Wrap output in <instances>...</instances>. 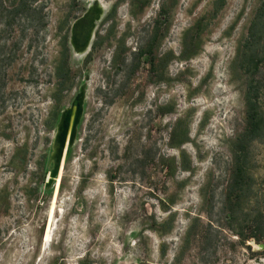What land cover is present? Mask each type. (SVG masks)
<instances>
[{
	"label": "rangeland",
	"instance_id": "1",
	"mask_svg": "<svg viewBox=\"0 0 264 264\" xmlns=\"http://www.w3.org/2000/svg\"><path fill=\"white\" fill-rule=\"evenodd\" d=\"M215 2L0 0V264H264V0Z\"/></svg>",
	"mask_w": 264,
	"mask_h": 264
},
{
	"label": "trees",
	"instance_id": "2",
	"mask_svg": "<svg viewBox=\"0 0 264 264\" xmlns=\"http://www.w3.org/2000/svg\"><path fill=\"white\" fill-rule=\"evenodd\" d=\"M217 3L219 5H217ZM223 3L224 0H216L214 4L215 6L213 10V15H216L218 9H220ZM18 7L15 6L13 10L15 11ZM255 31L257 33H261L263 31V26L259 24L255 27V24H253L249 29V36H253ZM199 33L200 30L197 31V35H199ZM141 54L142 51L140 50L139 55ZM243 61L244 63H246L247 71L254 72L257 69L259 63L261 62V57L259 56L258 48H245L243 54ZM62 83L64 82H60V84ZM244 105L247 127L240 134L236 143L234 144V157L236 158V164H238L236 169V176L238 177V179L242 177L241 173H243V169L241 165H239V163L237 162H241V160H243L246 148L252 141L261 140L264 137V107L259 101L258 87L251 83L246 86L244 91ZM238 183L239 182H236L234 187L230 188V192L231 189L235 190ZM251 222L252 232L249 235H244L242 232L236 233L241 240L252 238L255 242L259 243L264 240V223L261 212L256 211Z\"/></svg>",
	"mask_w": 264,
	"mask_h": 264
},
{
	"label": "water",
	"instance_id": "3",
	"mask_svg": "<svg viewBox=\"0 0 264 264\" xmlns=\"http://www.w3.org/2000/svg\"><path fill=\"white\" fill-rule=\"evenodd\" d=\"M85 24L83 22H78L75 24V38L76 39H80L82 37V35L85 34ZM91 27H89L87 29V39L89 40L91 34ZM80 113V98L76 97L75 99V109L73 110H69L66 115H64V117L62 118L61 121V125H60V135H59V142H60V146L61 148L64 147L65 144V137L67 135V131L68 129H70V125H72L73 123H75L77 121V117ZM62 158V155L61 157ZM61 162V160L59 161V163ZM58 163V165H59Z\"/></svg>",
	"mask_w": 264,
	"mask_h": 264
},
{
	"label": "bare ground",
	"instance_id": "4",
	"mask_svg": "<svg viewBox=\"0 0 264 264\" xmlns=\"http://www.w3.org/2000/svg\"><path fill=\"white\" fill-rule=\"evenodd\" d=\"M61 165H63V163H61ZM58 184H59V180H57V185ZM56 195H57V191L54 194V198L52 200V204L50 207L49 223H48V228H47V231H46L44 239H43V246H45V244L48 243L47 241H49V239H50V232L49 231H50V226L52 224V217H53V212H54V207H55Z\"/></svg>",
	"mask_w": 264,
	"mask_h": 264
}]
</instances>
